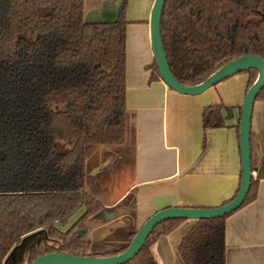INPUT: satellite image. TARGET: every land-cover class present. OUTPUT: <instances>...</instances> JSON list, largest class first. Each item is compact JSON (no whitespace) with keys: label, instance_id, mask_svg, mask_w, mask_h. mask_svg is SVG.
<instances>
[{"label":"trees","instance_id":"trees-1","mask_svg":"<svg viewBox=\"0 0 264 264\" xmlns=\"http://www.w3.org/2000/svg\"><path fill=\"white\" fill-rule=\"evenodd\" d=\"M83 9L84 0H0V264L37 232L55 243L32 246L28 264L53 253L117 256L135 235L87 252L88 226L115 212L85 191V158L88 148L125 140L126 0L112 22L86 23ZM160 36L174 78L199 85L236 59L264 60V0H166ZM243 73L248 90L257 72ZM256 102L264 103V88ZM230 110L205 107L203 130L225 128ZM255 195L252 180L241 208ZM229 216L197 222L178 247L183 264H225ZM182 222L158 225L126 264H157L149 247Z\"/></svg>","mask_w":264,"mask_h":264},{"label":"crops","instance_id":"crops-1","mask_svg":"<svg viewBox=\"0 0 264 264\" xmlns=\"http://www.w3.org/2000/svg\"><path fill=\"white\" fill-rule=\"evenodd\" d=\"M155 0H126L125 140L119 147L86 150L85 191L115 209V219L88 226V244L114 240L122 246L155 213L168 208H217L240 185L239 137L235 129L248 75L230 77L197 96L179 95L151 80L154 59L149 20ZM123 0H84L86 23L112 22ZM108 13L105 18L106 13ZM230 108L223 129L202 127V111ZM255 199L225 220V264H264V103L251 119ZM197 224L183 221L149 251L157 264H183L178 247ZM118 248V247H115Z\"/></svg>","mask_w":264,"mask_h":264},{"label":"water","instance_id":"water-1","mask_svg":"<svg viewBox=\"0 0 264 264\" xmlns=\"http://www.w3.org/2000/svg\"><path fill=\"white\" fill-rule=\"evenodd\" d=\"M166 0H155L149 20L150 45L154 63L158 70L160 80L171 91L183 96H197L224 80L241 74L248 70H255L257 77L247 90L240 108L238 122L239 152L241 176L240 185L236 195L228 203L217 208H168L151 216L135 233L127 249L113 257L108 258H77L62 254H46L33 260L31 264H126L131 261L142 249L151 232L163 222L170 220L202 221L220 219L232 215L244 204L249 193L254 169L252 167L251 149V119L256 98L264 88V60L256 56H245L236 59L210 75L204 82L193 87L180 84L173 76L160 36V18ZM115 219V214H108L102 221Z\"/></svg>","mask_w":264,"mask_h":264},{"label":"rangeland","instance_id":"rangeland-1","mask_svg":"<svg viewBox=\"0 0 264 264\" xmlns=\"http://www.w3.org/2000/svg\"><path fill=\"white\" fill-rule=\"evenodd\" d=\"M105 13H106L105 18H108L107 17L108 13L107 12ZM40 240H45L47 244L53 243L50 239L46 238L43 232H37V233L31 234L25 237L21 241V243L17 245L9 253V255L4 261V264H28L27 259H28L29 250L32 246H36ZM95 241H96L95 237L91 239L90 246L89 247L87 246L88 253L101 252L103 250H112V249H115V247L122 246L121 244H117L114 240L106 239L105 241H102L99 244H97V242L95 243Z\"/></svg>","mask_w":264,"mask_h":264},{"label":"flooded vegetation","instance_id":"flooded-vegetation-1","mask_svg":"<svg viewBox=\"0 0 264 264\" xmlns=\"http://www.w3.org/2000/svg\"><path fill=\"white\" fill-rule=\"evenodd\" d=\"M53 243L52 244H48V245H53L55 242L53 240H51Z\"/></svg>","mask_w":264,"mask_h":264},{"label":"bare ground","instance_id":"bare-ground-1","mask_svg":"<svg viewBox=\"0 0 264 264\" xmlns=\"http://www.w3.org/2000/svg\"><path fill=\"white\" fill-rule=\"evenodd\" d=\"M196 222V221H195Z\"/></svg>","mask_w":264,"mask_h":264}]
</instances>
